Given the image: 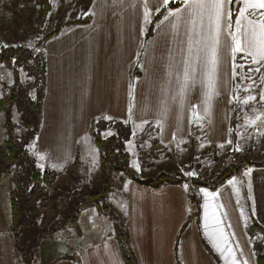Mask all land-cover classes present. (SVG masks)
Returning <instances> with one entry per match:
<instances>
[{
    "label": "crops",
    "instance_id": "obj_1",
    "mask_svg": "<svg viewBox=\"0 0 264 264\" xmlns=\"http://www.w3.org/2000/svg\"><path fill=\"white\" fill-rule=\"evenodd\" d=\"M148 7L151 13L146 22L143 0H96L89 23L67 27L45 42L47 82L37 151L50 163L72 166L81 139L92 135L95 124L110 119L146 123L165 143L201 133L210 144L224 146L231 140L235 58L247 56L231 55L228 32L235 31V20L223 21L215 88L210 89L205 47L210 43L208 20L203 27L197 23L194 30L184 4L178 7L179 19L169 16L170 11L167 20L165 16L157 19L167 7L163 0H148ZM261 12L264 9H249L248 18L260 20ZM247 173L251 189L245 192L246 204L250 217L264 229V166ZM127 181L119 187L126 189L136 264H177L178 260L182 264H233V257L239 264H257L248 228L252 224L228 180L215 190L191 184L197 189L194 196L185 183L153 187L132 178ZM43 243L42 264H127L112 236L72 248L71 254L57 253ZM15 256L7 229L0 233V264H16Z\"/></svg>",
    "mask_w": 264,
    "mask_h": 264
},
{
    "label": "rangeland",
    "instance_id": "obj_2",
    "mask_svg": "<svg viewBox=\"0 0 264 264\" xmlns=\"http://www.w3.org/2000/svg\"><path fill=\"white\" fill-rule=\"evenodd\" d=\"M176 1L169 0L168 5ZM46 5L48 11L45 14L43 9ZM95 5L96 0L94 3L92 0H0V31L9 43L16 44L15 47H18L17 45L26 47L34 54L44 56L43 38L46 34L56 30L58 26L64 27L72 19H84L93 13ZM35 8H38L37 20L32 19ZM41 19L42 23L39 22ZM31 27H34L35 32L29 37L28 34L32 33ZM20 53L24 58V55L30 52ZM22 63L21 73L17 76L8 61H0V99H10L7 106L0 110V233L7 229L10 231L16 264H24L20 252L15 248L10 229L12 220L10 195L18 185L16 172H22L21 178L25 181L24 172L27 170L39 168L42 171H55L52 183L45 186L46 191L37 195L41 201L45 200L40 202L44 214L43 225H46L66 204L61 195L56 200L49 199L50 194L56 197L54 193L61 191L63 197L69 198V194L77 191L78 196L76 195L75 200H82V195L86 192L104 187V183L100 181L105 172L101 151L94 142V136L99 134L105 125L102 128L95 126L92 135L81 139L78 156L72 162V166L63 163L52 164L47 157L38 153L37 133L41 127L43 109L42 105H38L39 76L33 72L35 63L32 57L27 61L22 60ZM244 65L238 60L236 62L235 58V77L239 89L233 102V136L230 143L224 146L210 144L203 133L195 135V132L192 133L195 135L192 138L165 143L152 130L150 131L148 124L127 123L126 128L129 132L126 149L132 156L127 162L117 160L124 170L116 171L111 191L101 199V206L93 203L86 205L81 209L76 225L51 232L43 241L51 245L53 251L66 254L70 253L72 248L79 249L91 242H98L111 236L117 238L121 231L128 233L131 240L125 204L126 189L119 187L122 184L126 185L130 178L147 179L150 173L167 171L169 167L171 171H178L187 177H206L207 174L211 177L217 169L220 168L222 172L232 163H237L235 155L241 147L245 151L249 146L257 148L259 154L264 157V99H261L264 96V73L259 74L261 67L249 71V66ZM249 96H254L255 100L245 103ZM193 126L198 127L201 124L193 123ZM102 134L109 135L110 131L103 130ZM7 140L9 143H6ZM12 142L15 143L14 146ZM209 150L211 152H208ZM227 150L231 151L230 156H224L221 161V153ZM25 153L27 155H24ZM11 154L20 156L12 161L9 158ZM254 167H247L243 176L234 174L227 178L238 195L247 222L251 224L254 220L250 217L245 192L251 189L247 186V181L250 180L247 172ZM183 183L190 194L195 195L197 189L188 182ZM251 207L253 209L252 203ZM69 213L67 211L64 214ZM123 224H126V229H122ZM260 236L262 233L253 236V239L257 240ZM42 261L43 257L39 252L34 264L39 262L42 264ZM177 264L182 262L178 260Z\"/></svg>",
    "mask_w": 264,
    "mask_h": 264
},
{
    "label": "trees",
    "instance_id": "obj_3",
    "mask_svg": "<svg viewBox=\"0 0 264 264\" xmlns=\"http://www.w3.org/2000/svg\"><path fill=\"white\" fill-rule=\"evenodd\" d=\"M184 3L182 0H177L172 5H167V7L158 13L157 19L164 17L169 11L180 7ZM38 8H35L32 19L37 20L38 18ZM44 13L48 11L47 5L43 9ZM240 10L239 3L237 0H233L231 4V22L237 19L238 12ZM91 15L86 16L84 19H72L68 21L67 25L58 26L56 30L46 34L43 40L46 42L50 38L55 35H58L61 31L66 29L67 27L85 24L91 21ZM43 19V18H42ZM42 19L39 21L42 23ZM32 33H29V37L31 34L35 32L34 27L30 28ZM0 31V61H8L11 66L13 72L18 76L21 73L22 69V60L27 61L29 57H32L35 63L34 73L39 76L38 81V105H42L44 103V95L46 90V82H47V61L45 56H41L40 54L34 52L31 49H26V47H22L17 45L15 47L13 43H9L8 40L2 35ZM150 36V34H149ZM147 36L146 40L149 38ZM144 44V42H143ZM30 52L29 54H25L24 58L22 53L20 52ZM240 64H245L249 66L248 70L251 68H257V66H262L261 70H259V74L264 73V64H256L255 62H251L248 59L244 58L243 55L236 56V62ZM257 65V66H256ZM32 72V73H33ZM40 83V85H39ZM235 93L238 91L236 77H235ZM10 102V99H0V110L3 109ZM42 118V112H41ZM233 124V122H232ZM105 125V126H104ZM95 126L103 127L101 132L94 136V142L99 147L102 159L104 162L105 172L104 177L100 181V183H104V187L101 189H96L91 192H86V194L82 195V200H75L76 195L78 196V192L74 191L69 194V198L63 197L61 191L49 195V199L54 198L58 199L61 195L62 199L66 202L65 205L62 206L61 210L54 215L46 225H43L44 214L42 205L40 202V198H38V194L46 191L45 186L52 183L54 180L55 171H42L39 168H34L32 170H27L24 172L25 181L22 180L21 174L22 172L17 173L16 177L18 179L17 188L11 192L10 198V206H11V225L10 229L13 234L14 245L16 250H18L21 254L22 260L24 264H34L38 258V254L40 252V245L44 239H46L51 232L65 229L69 226H74L77 224L80 211L86 205L93 203L98 206H101L100 201L103 197L107 196V194L111 191L112 179L115 175L116 171H122L124 168L119 164L120 162H127L131 158V153L126 149V138L128 137L129 129H127V123L117 120H103L95 124ZM108 129L110 131L109 135H103L102 131ZM38 134V133H37ZM6 143H9L7 140ZM13 146L15 143H13ZM248 150L245 151L243 147L238 151L235 155L237 159V163H232L229 167H227L224 171H220V168L216 170L215 175L209 177L208 174L206 177H187L180 174L178 171H171L170 167L165 170H159L154 174L147 175V179L133 177L138 182L143 184L151 185L153 187H160L165 184L170 183H183L188 182L192 185L196 186H206L210 189H218L222 184H224L227 178L232 175H242L245 172V169L249 166H264V157L259 154L257 148L248 147ZM216 151V150H215ZM208 152H211L209 150ZM231 151L227 150L226 152H222L220 155V159L224 156H230ZM24 155H27L26 153ZM20 155L11 154L9 158L16 160ZM219 158V157H218ZM117 160H120L117 161ZM1 181V176H0ZM41 181L43 184H41ZM94 186V185H93ZM92 186V188H93ZM99 186V185H98ZM90 187V186H89ZM96 187V186H94ZM88 188V187H87ZM194 196V195H193ZM79 202V203H77ZM53 205H56L53 203ZM105 208V207H104ZM69 211V214H64ZM249 233L251 235V239L254 242V249L256 254V263L264 264V229L261 225L254 220V223L248 227ZM122 229H126V224H123ZM119 233V232H118ZM262 233L260 239H253V236L256 234ZM117 240L120 244L122 255L124 256L127 264H136V258L132 249V245L128 236V233L120 232L117 235ZM206 248L211 252H213L209 247L208 243L204 241ZM217 260V258L215 257Z\"/></svg>",
    "mask_w": 264,
    "mask_h": 264
},
{
    "label": "snow or ice",
    "instance_id": "obj_4",
    "mask_svg": "<svg viewBox=\"0 0 264 264\" xmlns=\"http://www.w3.org/2000/svg\"><path fill=\"white\" fill-rule=\"evenodd\" d=\"M182 2L185 5L184 11L187 13L194 30L197 23L203 27L205 18L209 22L208 31L210 35L207 39L210 43L205 45L208 49L207 79L209 88L214 89L223 21L232 15L231 11L228 10V5L232 4L233 0H182ZM237 2L239 3L240 0H237ZM168 3L169 0H163L164 6H167ZM242 3L243 6L240 8L237 19L234 22L235 31L230 30L228 32V36L231 37L229 49L233 58H235L237 53H246L247 56H251L255 62L259 63V61H264V12L260 13L262 19L256 21L249 19L248 16L249 9H264V0H242ZM143 4L144 16L147 22L151 9L148 7V0H143ZM157 11H159V8H157ZM180 14L181 9L179 8L169 12V16H175L177 19H179ZM164 19L167 20L168 16H165ZM242 20H246L247 24L243 25L241 23ZM227 28L231 29L232 24L229 23ZM242 37L246 39L242 40ZM247 56L244 58H247ZM184 75L186 80L190 78L187 72ZM261 99H264V96ZM254 100V96H249L244 102L248 103ZM229 252H231V249H229ZM233 264H239L234 257Z\"/></svg>",
    "mask_w": 264,
    "mask_h": 264
}]
</instances>
